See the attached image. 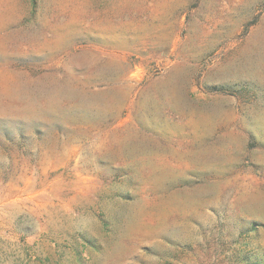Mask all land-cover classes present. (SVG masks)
<instances>
[{
    "label": "rangeland",
    "instance_id": "obj_1",
    "mask_svg": "<svg viewBox=\"0 0 264 264\" xmlns=\"http://www.w3.org/2000/svg\"><path fill=\"white\" fill-rule=\"evenodd\" d=\"M0 264H264V0H0Z\"/></svg>",
    "mask_w": 264,
    "mask_h": 264
}]
</instances>
